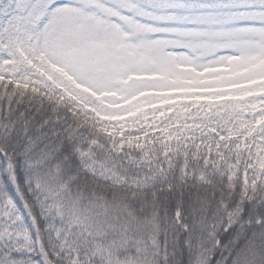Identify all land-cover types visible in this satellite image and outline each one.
<instances>
[{
  "label": "snow or ice",
  "instance_id": "6c2138e0",
  "mask_svg": "<svg viewBox=\"0 0 264 264\" xmlns=\"http://www.w3.org/2000/svg\"><path fill=\"white\" fill-rule=\"evenodd\" d=\"M0 264H264V0H0Z\"/></svg>",
  "mask_w": 264,
  "mask_h": 264
}]
</instances>
